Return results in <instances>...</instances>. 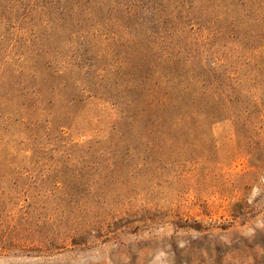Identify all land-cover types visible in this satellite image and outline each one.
<instances>
[{
  "label": "trees",
  "instance_id": "trees-1",
  "mask_svg": "<svg viewBox=\"0 0 264 264\" xmlns=\"http://www.w3.org/2000/svg\"><path fill=\"white\" fill-rule=\"evenodd\" d=\"M67 35L84 48L61 64L54 43ZM226 122L248 144L264 135V0H0V160L58 143L79 154L100 143L85 131L109 123L119 142L125 130L170 141ZM90 195H61L59 221L91 215Z\"/></svg>",
  "mask_w": 264,
  "mask_h": 264
},
{
  "label": "rangeland",
  "instance_id": "rangeland-1",
  "mask_svg": "<svg viewBox=\"0 0 264 264\" xmlns=\"http://www.w3.org/2000/svg\"><path fill=\"white\" fill-rule=\"evenodd\" d=\"M74 38L54 43L58 63L84 48ZM100 128L79 154L54 142L48 155L0 160V264H264L263 134L250 145L226 122L170 141L125 130L118 142L112 123ZM201 148L208 161L192 158ZM77 191L91 192V215L60 222V196Z\"/></svg>",
  "mask_w": 264,
  "mask_h": 264
}]
</instances>
